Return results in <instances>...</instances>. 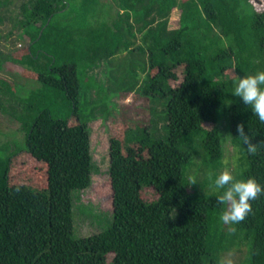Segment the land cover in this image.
Segmentation results:
<instances>
[{
  "label": "trees",
  "instance_id": "1",
  "mask_svg": "<svg viewBox=\"0 0 264 264\" xmlns=\"http://www.w3.org/2000/svg\"><path fill=\"white\" fill-rule=\"evenodd\" d=\"M7 22V37L25 44L0 51V71L6 61L21 66L26 86L0 78V112L20 124L26 147L0 144V264H225L248 246L247 261L234 264H264V193L243 221L224 224L213 183L224 166L225 118L233 175L264 185V123L232 94L240 77L264 71V12L251 0H0V28ZM104 61L122 91L164 100L155 116L166 132L153 121L116 123L123 136L109 139L111 219L75 236L76 197L95 171L89 122L116 94L90 73ZM146 188L156 201L144 199Z\"/></svg>",
  "mask_w": 264,
  "mask_h": 264
},
{
  "label": "rangeland",
  "instance_id": "2",
  "mask_svg": "<svg viewBox=\"0 0 264 264\" xmlns=\"http://www.w3.org/2000/svg\"><path fill=\"white\" fill-rule=\"evenodd\" d=\"M29 0H16V4L19 6L24 2ZM254 8L259 12H264V0L257 1L251 0ZM179 17L178 10L174 11L172 14V25L176 26L177 18ZM2 32V38L0 40V51L4 54H8L13 48V53H20V45L25 44L18 40L17 34L7 37L9 31L12 30V23L7 22L0 28ZM15 32V31H14ZM24 46V45H23ZM130 62L128 58L127 62ZM110 64L107 62H102L95 69L91 70V75L95 76V80L103 82L108 86L109 91L116 92L114 94L107 106L100 104L95 108L94 119L90 120V136H91V151L95 164V171L92 175V186L77 194L75 202V236H88L93 233L99 232L104 228L105 225L111 219V212L113 209V197L112 189L109 184V174L108 169L110 166V135L122 137V131L116 123L128 122L129 124L133 122L140 123L146 121L147 123H154V126L159 130L158 134H164L166 130L164 126L166 121L157 118V114H161L166 111L164 100L157 99V101H149L148 99H143L138 97L134 92L122 91L119 86L121 82L112 84L109 82V68ZM5 71H0V78H5L13 84L14 80L19 78L17 82L22 83V86H26L24 78L17 75L20 74L23 68L19 65L13 64L10 61L4 62ZM116 80H119L118 73H114ZM96 80V82H97ZM87 81H90L87 80ZM91 82V81H90ZM89 83V82H88ZM87 84V83H86ZM179 82H173V85H178ZM32 84L28 83L27 88L31 89ZM97 88V87H96ZM99 89V88H97ZM100 90V89H99ZM97 90V91H99ZM101 91V90H100ZM27 92V91H26ZM102 92V91H101ZM102 95V94H101ZM15 102V101H14ZM5 102V105L14 113L18 115L23 113V107L19 103ZM90 107L85 106V113L83 115L87 117V113L90 111ZM153 109V110H152ZM108 111V112H107ZM156 112V113H155ZM90 115V114H89ZM93 115V113H92ZM91 115V116H92ZM148 123V124H149ZM115 124V125H114ZM134 125V124H133ZM152 125V124H151ZM213 123L207 122L205 124L206 128L212 127ZM20 124L13 117L7 116L0 112V144L1 142H6L10 144V149L14 151L22 150L26 147V133L20 130ZM223 137V146L225 149L224 166L221 171L229 170L233 174V170L236 165V155L237 149L232 146L231 141L228 138V122L225 118L219 123ZM213 190V189H212ZM142 195L144 199L148 202H154L157 200L158 196L153 188H146L143 190ZM248 245V244H247ZM243 250L239 253L236 251V255L233 257L229 254L225 256V264H234V259H240L242 256L243 261H247V255L249 252V246L243 247ZM248 249V250H247ZM241 250V248H240ZM247 250V253H246Z\"/></svg>",
  "mask_w": 264,
  "mask_h": 264
},
{
  "label": "clouds",
  "instance_id": "3",
  "mask_svg": "<svg viewBox=\"0 0 264 264\" xmlns=\"http://www.w3.org/2000/svg\"><path fill=\"white\" fill-rule=\"evenodd\" d=\"M232 94L242 99L261 123H264V71L246 74L234 83ZM239 137L242 139L247 151L256 154L257 144L251 142L245 133L244 125L237 126ZM220 191L216 196L217 202L226 205L220 214L224 224H238L252 211L251 201L264 193V185L259 184L255 178L237 179L231 171L220 172L213 181ZM192 184H196L193 180Z\"/></svg>",
  "mask_w": 264,
  "mask_h": 264
}]
</instances>
